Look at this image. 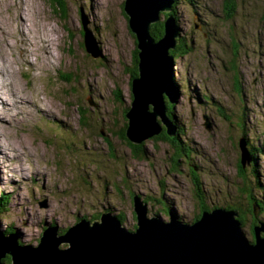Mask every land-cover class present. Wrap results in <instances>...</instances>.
<instances>
[{
  "label": "rangeland",
  "instance_id": "obj_1",
  "mask_svg": "<svg viewBox=\"0 0 264 264\" xmlns=\"http://www.w3.org/2000/svg\"><path fill=\"white\" fill-rule=\"evenodd\" d=\"M62 1L63 9L53 0H0V89L11 92H0V195L8 199L0 231L35 246L52 223L65 234L80 220L100 221L109 212L121 214L122 227L134 232L138 193L148 217L167 221L170 212L192 224L204 205L238 215L242 207L251 239L260 223L250 202H242L250 192L238 163L250 168L252 161L238 145L239 121L261 149L257 173L247 176L264 197V0H234L229 18L227 0H178L177 25L188 50L172 54L179 36L170 49L173 111L190 151L179 154L169 138L154 135L141 141L137 156L119 134L128 127L124 114L139 72L125 0ZM84 18L97 54L85 47ZM2 262L12 264L11 256Z\"/></svg>",
  "mask_w": 264,
  "mask_h": 264
},
{
  "label": "water",
  "instance_id": "obj_2",
  "mask_svg": "<svg viewBox=\"0 0 264 264\" xmlns=\"http://www.w3.org/2000/svg\"><path fill=\"white\" fill-rule=\"evenodd\" d=\"M174 2L124 1L123 11L139 49L138 76L131 80V108L124 114L127 137L134 143L158 135L163 124L169 135L176 130L167 115L166 99L176 101L170 49L176 46L180 32L172 14L165 20L160 15L171 11ZM160 20L164 21V35L156 41L151 24ZM83 23L85 47L97 54L85 18ZM239 146L242 156L251 158L244 138ZM133 210L138 224L134 232L122 227V221L109 212L102 213L100 221L82 219L65 234H59L58 224L52 223L35 246L19 243L18 233L0 231V264L8 254L12 264H264V221L257 219L260 225H253L256 242H251L236 210H204L192 224L168 212L166 221L154 213L148 217L147 203L138 195ZM63 241L69 246L62 248Z\"/></svg>",
  "mask_w": 264,
  "mask_h": 264
},
{
  "label": "trees",
  "instance_id": "obj_3",
  "mask_svg": "<svg viewBox=\"0 0 264 264\" xmlns=\"http://www.w3.org/2000/svg\"><path fill=\"white\" fill-rule=\"evenodd\" d=\"M175 1L176 2H174V4H173V9L171 11L165 12L164 14L166 16L172 14L175 17V19H176V21L178 23L179 22V18H178V15L176 13V3H178V0H175ZM53 3L59 5L61 9H63V7H64V3H63L62 0H53ZM226 3H227V7H226V10H224V14H225L226 17L229 18L235 12V7H234L235 4H234V0H227ZM162 14L163 13L161 12L160 15H162ZM178 25H179V23H178ZM151 32H152V34L154 35L155 38H159L160 39L162 37V35H163V32H164V26H163L162 21L161 22L158 21V22L152 23L151 24ZM179 32H180L179 37H178L179 43L176 46L177 48L175 50H171L172 54H175V55L177 54V52L180 53V54H182V53H184V52H186L188 50L187 49L188 48L187 47L188 44H187V42L185 40V36H183V32H182V29L181 28H179ZM136 45H137V41H136ZM138 52H139V49L136 46L135 47V51H134L135 63H136L135 64V67L136 68H138V66H137V63H138ZM135 74H137V73L135 72ZM236 86H237V89H238L239 87L237 85V82H236ZM173 106H174L173 103H171L170 105L168 104L167 115H168L169 119L171 120V122L173 123V125H174V127L176 129L175 130V133L172 136H168L167 135V132H166V130L164 128L162 130V132L158 134L159 136L157 135V137L160 138V139H165V137L169 138V140L171 141V143L174 146H176V148L178 150V151H176L177 153H179V154H187L188 153L189 154L190 149H189V147H187V145H188L187 144V141L183 138V133L185 132L184 131V127L179 124L181 118H179L178 115L177 116L175 115V112L173 111V108H174ZM240 124L242 125L241 126V129L243 130V133H242L241 137H243L244 140L246 141V144H247V147L249 149L250 156H251V161H252L250 168L247 165V163L246 164H243L241 162L238 163L239 171H240L239 174L242 176L243 181L247 185L248 190L250 192L248 194L249 199H247L244 196L245 198L243 199L242 202H245V201L250 202L249 207H248L249 212H252V210L254 211V207H253L254 206V204H253L254 201H257L258 206H260L264 210V201H263V199H261V197H263V196H260L258 193L255 194L253 192V188H255V187L256 188L257 187L259 188V185L257 184L256 181H251L248 178V176H247V173H248L247 170H250V171L254 172V174L257 173V171H258V169H257V158H258V154L260 152L259 150H261V149H260L259 146L254 145L253 144V141H249V138L247 136V129H245V126H244V123H243V120L242 119L239 121V125ZM126 126H125V128L119 134H120L121 137H123L124 139H126L128 141V144L131 146L133 153L137 156V155H139L142 152V142H140V143H134V142L130 141L129 138L127 137ZM238 145H239V141H238ZM171 160L173 162L174 167H176L178 165V162H179L178 156L177 155L176 156H171ZM254 174H253V176H254ZM242 191L244 193L246 192V190H243V188H242ZM6 194L7 193H5L3 191V193L0 195V211L4 209V205L7 204V202H8V199L6 197L7 196ZM135 195L141 196L140 194L136 193V194L133 195L132 198H134ZM233 206H229V208H233ZM208 207L210 208V206H208ZM202 208L204 210L205 209V206H203ZM135 214H137V213H135ZM245 214H246V211L243 210L242 207H240L239 208V215H238V217L241 220L242 225L245 224V219H246ZM117 215L119 216L120 219L123 218V216L121 214H117ZM199 217L200 216L198 215L196 218L198 219ZM258 219H260V216H259ZM261 221H264V220L261 219ZM251 235H252V238L251 239H249L248 237L247 238L251 242H256V239L254 238L255 235L253 233H251Z\"/></svg>",
  "mask_w": 264,
  "mask_h": 264
},
{
  "label": "bare ground",
  "instance_id": "obj_4",
  "mask_svg": "<svg viewBox=\"0 0 264 264\" xmlns=\"http://www.w3.org/2000/svg\"><path fill=\"white\" fill-rule=\"evenodd\" d=\"M91 13H92V12H91ZM91 13H90L91 19L94 20V18H95L94 15H93L94 12H93V14H91ZM3 29H4V28H3ZM6 32H7V31H6ZM27 59H28V58H27ZM36 66H37V65H36ZM0 70L2 71L3 69L0 68ZM4 83H5V80L0 82V84H4ZM0 90H1V91H0L1 93H2V92H3V93H11V92H9V91L6 92L3 88L0 89ZM13 92H15V91L13 90ZM17 94H18V93H17ZM8 95H9V94H8ZM15 96H16V95H15ZM19 99H20V96H18V98H17L16 100H14V102L16 103ZM21 99H22V98H21ZM20 102H21V100H20ZM34 102H35V101H34ZM18 103H19V102H18ZM36 105H37V104H36ZM38 109H39V108H38ZM67 124H68V123H67ZM8 196H9V195H8ZM173 216H174V215H173ZM164 220H166V219H164ZM166 221H167V220H166Z\"/></svg>",
  "mask_w": 264,
  "mask_h": 264
},
{
  "label": "flooded vegetation",
  "instance_id": "obj_5",
  "mask_svg": "<svg viewBox=\"0 0 264 264\" xmlns=\"http://www.w3.org/2000/svg\"><path fill=\"white\" fill-rule=\"evenodd\" d=\"M203 207V206H202Z\"/></svg>",
  "mask_w": 264,
  "mask_h": 264
}]
</instances>
